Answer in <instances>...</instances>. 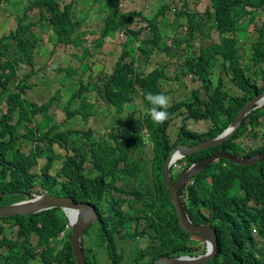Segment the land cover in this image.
<instances>
[{"label":"trees","instance_id":"1","mask_svg":"<svg viewBox=\"0 0 264 264\" xmlns=\"http://www.w3.org/2000/svg\"><path fill=\"white\" fill-rule=\"evenodd\" d=\"M209 1L210 7L205 10L209 16L204 23H197L193 19L197 11L183 2V8L175 14L185 19L187 36L172 40L175 45L180 40L189 42L196 32L206 39L204 33L209 27L218 33V41L200 47L197 56H188L191 64L181 65L182 74L198 76L206 96L203 98L194 88L190 97L171 99L169 118L163 125L154 124L147 115L144 96L148 92L169 96L170 89L163 82L174 77L159 64L147 73L143 67L155 49L172 55L167 46L169 38L162 36L157 24L167 4L148 17L140 9L123 12L120 0L103 2L107 10L103 30L91 41L92 48L83 47V53L100 49L105 38L117 30L122 38L125 33L130 40L122 45L108 73L101 72L96 77L91 73L90 80L86 74L90 67L79 53L75 54L80 60L78 66L60 67L57 71L69 76L61 81H65L63 85L70 83L71 89L77 84L74 75L78 71L87 79L72 92L66 106L68 116L78 114L83 122L94 113L98 101L117 113H125L127 104L136 97L140 99L138 115L131 111L117 128L107 125L111 140L105 141L93 138L90 129H58L52 117L46 116L51 101L38 103L25 97V90L34 85L29 79L37 74L34 58L40 40L35 30L48 24L55 38L45 34L42 38H46L44 44L52 41L54 47L82 45L86 33L79 32L84 20L76 17L77 0H71L63 9L59 0H28L16 26L0 36V205L32 198L36 184L44 188L45 194L91 204L98 217L81 240L89 264H151L162 256L204 254L205 239L180 227L163 179L165 159L179 143L193 145L220 134L244 104L264 90V83L259 86L246 73L249 65L240 63L238 46L241 33L249 31L253 40L248 41L246 52L256 66L264 62V21L260 27L253 23V18L264 11V0ZM3 5L8 6V0H0V8ZM30 13H35V22H30ZM136 16L145 25L130 29ZM246 17L249 19L242 24ZM0 22L3 25L1 19ZM21 64L29 69L19 78ZM216 65L229 76L237 92L224 89L221 77L212 86L210 73ZM88 91L94 94L90 101L85 94ZM57 94L56 91L54 96ZM76 100L78 104L72 105ZM183 113L182 125L171 140L168 129L174 116ZM188 120L211 124L200 131L189 128ZM243 138L248 143L264 140V105L250 111L223 143L193 152L182 161L189 166L218 149L237 156L264 152V143L256 148L249 145L248 151L240 144L236 147L235 142ZM24 141L31 143L27 151L20 147ZM56 144L65 149V155L54 148ZM40 158L46 161L40 173H35L32 169ZM56 159L62 161L52 174ZM182 200L194 223L210 222L216 230V254L203 264H264V246L258 242L264 243V160L242 166L220 159L193 177V182L182 190ZM0 221L15 227L13 236L0 223V264H76L69 241L71 228L67 227L68 218L62 208L0 217Z\"/></svg>","mask_w":264,"mask_h":264},{"label":"rangeland","instance_id":"2","mask_svg":"<svg viewBox=\"0 0 264 264\" xmlns=\"http://www.w3.org/2000/svg\"><path fill=\"white\" fill-rule=\"evenodd\" d=\"M27 1L28 0H8V6H1L0 19L4 23L2 25V22H0V36L6 34L16 26L17 19L19 18L21 11L23 10V7L26 5ZM70 1L71 0H59L60 8L63 9L64 5ZM106 1L77 0V8L75 10L76 17L82 18V20H84V22L81 24L79 32L86 31V33L83 35L84 43L82 45L74 44L65 46L60 44L59 47H54L52 41H50L47 45L44 44V40L46 38H42L43 34L48 35L49 37H54V33L49 29V25L46 24L41 26V28L38 27L35 30L37 31V35L40 40V43L35 50L34 58L36 68L35 70L37 74L29 79L34 85L30 89H26L24 95L27 99L38 103L51 101V106L49 107L46 116L52 117V123L57 124L58 129H73L79 132L90 129L93 138H102L103 140L108 141L111 140L108 135L111 128L107 125L114 124V128H117V126L125 119V116L131 111H134L135 115H138L139 109L142 107L140 99L136 97L131 103L127 104L124 108L125 113H117L118 111L115 109H109L102 102L98 101L95 104L94 113L86 119V122H83L80 115L78 114L68 116L66 113V106L72 92L78 88L80 82L86 84L85 82L87 79H85V76L84 78L82 77V71H78V73L74 75L77 84L71 89L70 83L63 85L69 76L66 77V75L60 74L57 71L60 67H68L70 65L78 66L80 60L75 54L79 53L81 56H83L82 61L87 62L88 66L90 67V70L86 72V74H89L88 78L90 77V80L92 74L96 77L101 72L108 73L111 65L116 61L120 49H122V45H124L125 41L130 40L124 32V38H122L120 32L117 30L112 36L105 38L104 44L100 47V49H93L90 54L83 53V47L89 46L92 48L93 43H91V41L100 36V33L103 30V19L107 12L103 2ZM183 2H186V6L189 7V9H194L197 11L193 18L197 23H204L206 21V18H208L209 14L206 13L205 10L210 7L209 0H120L119 4V9H122L123 12L126 11L132 13L133 10L137 11L140 9L143 10L144 15L148 17H152L154 14H156L161 5L164 3L167 4L165 12L160 14L157 24L161 30L162 36L165 35L169 38L167 46L169 47L168 51H170L172 55L168 56L163 50L155 49L156 51L153 52V55L148 57L146 65L143 67V72L147 73L159 64V67L163 66L165 68V71L169 76L174 77V79L165 80L163 82V84H166L170 89V94L168 96L170 103L171 99L173 98L178 101L180 99L190 97L194 88H198L200 90L201 96L203 98L206 96L198 76H195L192 73L182 74L181 65L187 63L191 64L192 61L188 59V56H197L199 54L200 47L204 48L208 42L210 43L213 41H218L219 38V35L214 30V28L209 27V30L206 31L208 33H204L205 37H208L206 39H203L202 35H199V32H196L195 36L193 38L191 37L189 42L180 40L177 45L173 44L172 40L174 38L183 39L187 36L185 19L183 17L177 18L175 14V11L183 8ZM34 15L35 13H30V22L36 21V17ZM248 19L249 17H246L242 24ZM253 19V23L257 27H260L264 21V11L259 12L258 15ZM144 25L145 22L139 18V16H136V20L130 25V29H138ZM244 33H241L242 36H240L238 39L239 52L241 54L240 63L244 66L246 64L249 65L246 73L250 75V79L252 81H256L260 86L264 83V62L260 64V67L251 62L249 55L246 52V48L249 46L248 41L252 42L253 37H251V33L247 30ZM146 34L148 35V32ZM47 62H49V66H47ZM44 67L45 70H43ZM28 69L29 67L27 65L21 64L17 73V77L20 78L24 73L27 72ZM175 74L178 75L177 79L175 78ZM61 75H63V78ZM220 77L223 79L222 85L224 89L230 93L238 91L237 88L232 85V82L229 81V76L224 75L221 66H213L210 73L212 86L216 85ZM61 80L65 81L62 82ZM56 91L58 92L57 97L54 96ZM91 92L92 91L85 92L89 101L94 99V94H91ZM77 104L78 100H76L72 105ZM184 117L185 113L174 116V119L168 129L171 140L174 139V135L182 125V119ZM210 124L211 121L204 120L195 122L192 120L187 121V126L189 128H197L200 131L207 128V126ZM237 142H235L236 147L238 144H240L244 150L248 151V148H250L249 145H251L253 148H256L263 144L264 140H260L257 143H248V141L243 138L237 140ZM30 144V142L24 141L20 147H22L23 151H27L30 147ZM54 148H56L62 156L66 154V151L62 146H57L56 144ZM45 161V158L38 159V163L36 166H34L32 171L35 173H40V169L44 166ZM61 161L62 159H56L54 161L53 167L50 170L52 174L55 173L57 167L61 164ZM172 176L176 177V174L172 172ZM34 189L35 192L33 197L36 195L45 194L44 188L39 184H36ZM37 190L38 192H36ZM0 223H3L4 228H6L7 231H11L12 235L14 236L13 233L15 231V227H11L10 223L8 222L6 223L0 221ZM67 227H69V224ZM253 233L257 236L256 231H253ZM62 234L60 236H62ZM140 242L142 246L146 245V241L143 239L140 240ZM258 242L259 245L264 246L263 241L258 240ZM96 259L99 260L98 258Z\"/></svg>","mask_w":264,"mask_h":264},{"label":"water","instance_id":"3","mask_svg":"<svg viewBox=\"0 0 264 264\" xmlns=\"http://www.w3.org/2000/svg\"><path fill=\"white\" fill-rule=\"evenodd\" d=\"M263 105L264 90L259 94L253 95V97H251L239 110L229 126L216 137L203 140L193 145L179 143L170 151L163 165V179L169 193L170 202L174 207L180 227L186 232L200 234L205 239L206 251L204 254L192 256H162L151 264H203L214 257L217 251L216 230L211 226L210 222L196 224L191 220L182 200V190L197 173L201 172L208 165H211L220 159H227L235 164L249 166L263 161L264 152L254 154L252 156L241 157L233 155L224 149H218L211 155L199 159L193 162L190 166L182 169L175 178L171 176L170 166L174 161L186 157L193 152L223 143L231 135H233L250 111ZM54 207L62 208L67 215L69 226L71 228L69 241L72 246L76 264H89L86 261L81 240L85 230L97 220V211L91 204L76 202L71 197L43 194L36 195L31 199L23 200L17 203L3 206L0 205V217H8L16 214L29 215ZM69 211L74 213L73 219H71Z\"/></svg>","mask_w":264,"mask_h":264},{"label":"clouds","instance_id":"4","mask_svg":"<svg viewBox=\"0 0 264 264\" xmlns=\"http://www.w3.org/2000/svg\"><path fill=\"white\" fill-rule=\"evenodd\" d=\"M121 36L122 33L120 32ZM144 99L147 101L148 107L146 108L147 115L151 118L154 124L156 125H163L169 118V114L167 112V108L170 104L169 97L163 93H152L148 92L145 94ZM227 128V127H226ZM225 128V129H226ZM222 133V132H221ZM216 137V136H215ZM214 138V137H213ZM145 142H147V138L145 139ZM185 144V143H184ZM228 152V151H227ZM230 153V152H229ZM247 157V156H242ZM185 157L180 158L176 161H174L170 166V173L172 176V172H174L177 176V174L184 168L188 167L185 165V162L182 161ZM202 159V158H201ZM197 161V160H196ZM219 161V160H218ZM217 162V161H216ZM179 164L180 169L176 170L174 169V164ZM192 164V163H191ZM190 164V165H191ZM189 165V166H190ZM173 177V176H172ZM175 178V177H173ZM193 182V178L190 180L188 184H191ZM187 185V184H186ZM185 185V186H186ZM184 186V187H185ZM33 198V197H32ZM31 199V198H30ZM95 209V208H94ZM96 210V209H95ZM98 217V216H97ZM96 222V221H95ZM69 223V222H68ZM206 251V250H205Z\"/></svg>","mask_w":264,"mask_h":264},{"label":"built area","instance_id":"5","mask_svg":"<svg viewBox=\"0 0 264 264\" xmlns=\"http://www.w3.org/2000/svg\"><path fill=\"white\" fill-rule=\"evenodd\" d=\"M173 166H174V169H176V170H179L180 169V165L179 164H176L175 163Z\"/></svg>","mask_w":264,"mask_h":264},{"label":"bare ground","instance_id":"6","mask_svg":"<svg viewBox=\"0 0 264 264\" xmlns=\"http://www.w3.org/2000/svg\"><path fill=\"white\" fill-rule=\"evenodd\" d=\"M69 215H70L71 219H73L74 213L72 211H69Z\"/></svg>","mask_w":264,"mask_h":264},{"label":"flooded vegetation","instance_id":"7","mask_svg":"<svg viewBox=\"0 0 264 264\" xmlns=\"http://www.w3.org/2000/svg\"><path fill=\"white\" fill-rule=\"evenodd\" d=\"M242 157V156H241Z\"/></svg>","mask_w":264,"mask_h":264}]
</instances>
